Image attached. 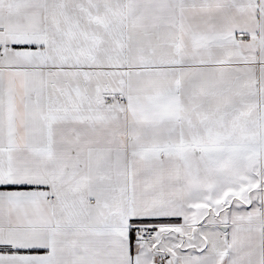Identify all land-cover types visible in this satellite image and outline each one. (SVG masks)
I'll return each mask as SVG.
<instances>
[{"label": "snow or ice", "instance_id": "1", "mask_svg": "<svg viewBox=\"0 0 264 264\" xmlns=\"http://www.w3.org/2000/svg\"><path fill=\"white\" fill-rule=\"evenodd\" d=\"M0 264H264V0H0Z\"/></svg>", "mask_w": 264, "mask_h": 264}]
</instances>
